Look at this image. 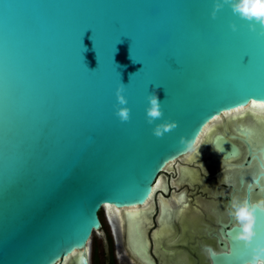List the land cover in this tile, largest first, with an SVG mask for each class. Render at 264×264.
<instances>
[{"label": "water", "instance_id": "water-1", "mask_svg": "<svg viewBox=\"0 0 264 264\" xmlns=\"http://www.w3.org/2000/svg\"><path fill=\"white\" fill-rule=\"evenodd\" d=\"M249 23L224 0H0V264H88L102 205L143 204L211 121L264 103V27ZM153 91L163 115L149 124ZM237 231L210 264L251 259Z\"/></svg>", "mask_w": 264, "mask_h": 264}, {"label": "flooded vegetation", "instance_id": "flooded-vegetation-1", "mask_svg": "<svg viewBox=\"0 0 264 264\" xmlns=\"http://www.w3.org/2000/svg\"><path fill=\"white\" fill-rule=\"evenodd\" d=\"M233 112L211 121L187 153L165 165L146 202L100 207L88 264H210V251H221L236 226L225 211L232 198L264 199V119ZM218 134L233 152L214 144ZM67 261L77 264L78 255Z\"/></svg>", "mask_w": 264, "mask_h": 264}, {"label": "clouds", "instance_id": "clouds-1", "mask_svg": "<svg viewBox=\"0 0 264 264\" xmlns=\"http://www.w3.org/2000/svg\"><path fill=\"white\" fill-rule=\"evenodd\" d=\"M224 3L230 5L233 14L250 22V30L255 31L257 23L261 27H264V0H224ZM222 7L223 4L219 2L215 3L212 11L213 18H215L217 11ZM231 27L233 31L236 30L235 24L231 25ZM124 90L122 83L116 91L119 105L127 104V100L122 94ZM147 100L149 102V107L146 109L147 122L153 124L163 115L161 101L155 91L148 95ZM116 115L121 121H128L130 118V110L127 107H120L118 108ZM176 127L177 123L175 121L157 124L153 129V134L156 137H162L166 132L175 129ZM180 143L184 146H190L188 145L186 138L183 136L180 138ZM257 210L264 212V199L250 203L247 198L241 199L233 197L225 208L227 215L233 218L238 229L232 239L243 242L244 247H251L253 240L257 235L255 230L257 223ZM261 256H264V247L253 249V255L247 264H264V259H261Z\"/></svg>", "mask_w": 264, "mask_h": 264}, {"label": "snow or ice", "instance_id": "snow-or-ice-1", "mask_svg": "<svg viewBox=\"0 0 264 264\" xmlns=\"http://www.w3.org/2000/svg\"><path fill=\"white\" fill-rule=\"evenodd\" d=\"M251 108L252 109H259L261 111H264V103H257L256 101H253L252 102V105H251ZM244 109H241V108H237L235 109V112L236 113H240L242 112ZM195 149H193L194 151ZM257 247H264V241H258L257 244L255 245V247L251 246V247H245V251H244V255H253V249L257 248ZM250 249V251H249ZM261 259H264V256H261ZM249 260H246L245 261V264H247Z\"/></svg>", "mask_w": 264, "mask_h": 264}, {"label": "bare ground", "instance_id": "bare-ground-1", "mask_svg": "<svg viewBox=\"0 0 264 264\" xmlns=\"http://www.w3.org/2000/svg\"><path fill=\"white\" fill-rule=\"evenodd\" d=\"M251 105H252V103H251ZM251 105H250V107L248 106L247 108H242V109H244L242 112H240V113H236L235 111L233 112V113H231V116H233V117H237V116H239L240 114H243V113H246V112H250V114H254V115H257L258 117L257 118H259V119H264V111H261V110H259V109H252L251 108ZM242 117V116H241ZM230 118V117H229ZM245 118H246V116H245ZM244 118V119H245ZM256 118V119H257ZM244 119H242V120H244ZM246 119H248V118H246ZM255 119V118H254ZM258 119V120H259ZM263 121V120H262ZM212 128V127H211ZM208 133V132H207ZM138 212V211H137ZM137 212H135V213H137ZM133 214V213H132ZM88 251V250H87ZM88 253V252H87ZM64 261H63V264H66V262H68L67 261V258H65V259H63Z\"/></svg>", "mask_w": 264, "mask_h": 264}]
</instances>
